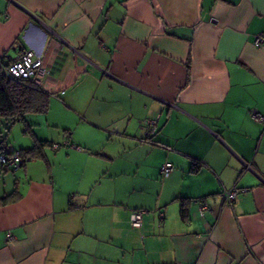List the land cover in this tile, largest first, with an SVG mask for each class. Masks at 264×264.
Here are the masks:
<instances>
[{"label": "crops", "instance_id": "crops-1", "mask_svg": "<svg viewBox=\"0 0 264 264\" xmlns=\"http://www.w3.org/2000/svg\"><path fill=\"white\" fill-rule=\"evenodd\" d=\"M261 30L264 0H0V59L34 50L50 94L0 120L30 151L0 165V264H264Z\"/></svg>", "mask_w": 264, "mask_h": 264}, {"label": "built area", "instance_id": "built-area-1", "mask_svg": "<svg viewBox=\"0 0 264 264\" xmlns=\"http://www.w3.org/2000/svg\"><path fill=\"white\" fill-rule=\"evenodd\" d=\"M264 43V30L259 31L254 35V44L256 46ZM48 67L44 64L42 57L32 49L23 50L15 59L6 65L1 66L3 74L12 79H27L31 80L38 86H42V78L48 73ZM251 118L254 121L264 123V115L258 112H252ZM145 123L149 126V130L144 133V139L149 140L151 135L156 131V119H146ZM61 143L53 142L50 146L53 149L58 148ZM73 147H77L72 144ZM23 156L19 148H15L10 143H2L0 145V165L4 167H19L22 165ZM172 169L171 162H164L160 165V174L167 175ZM241 191L236 185L229 188H222L220 195L222 200L228 205H232L238 192ZM206 205L200 207V214L203 215ZM142 209H134L130 213V224L132 227L139 228L142 225ZM11 235L8 233V237Z\"/></svg>", "mask_w": 264, "mask_h": 264}, {"label": "trees", "instance_id": "trees-1", "mask_svg": "<svg viewBox=\"0 0 264 264\" xmlns=\"http://www.w3.org/2000/svg\"><path fill=\"white\" fill-rule=\"evenodd\" d=\"M8 63L0 59V120L10 125L16 120L25 121L24 116L27 113L46 112L50 94L31 80L12 79L5 76L1 66ZM4 142L3 140L1 144ZM20 151L23 156V165L30 151L23 149Z\"/></svg>", "mask_w": 264, "mask_h": 264}, {"label": "rangeland", "instance_id": "rangeland-1", "mask_svg": "<svg viewBox=\"0 0 264 264\" xmlns=\"http://www.w3.org/2000/svg\"><path fill=\"white\" fill-rule=\"evenodd\" d=\"M8 173H12V171H11V170H9V171H8Z\"/></svg>", "mask_w": 264, "mask_h": 264}]
</instances>
